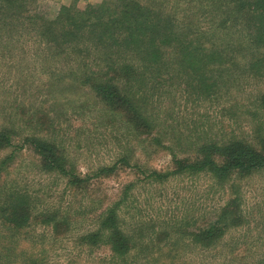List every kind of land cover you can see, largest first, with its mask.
Masks as SVG:
<instances>
[{
    "label": "rangeland",
    "instance_id": "rangeland-1",
    "mask_svg": "<svg viewBox=\"0 0 264 264\" xmlns=\"http://www.w3.org/2000/svg\"><path fill=\"white\" fill-rule=\"evenodd\" d=\"M101 1L35 0L34 11L52 19L63 5L74 3L83 9L88 3ZM211 4L210 0L168 3L180 9L189 8L193 14L197 7L202 8L200 16H192V21L199 18L200 31L210 26V21L213 23ZM229 31L225 34L227 38L238 34L234 29ZM212 38L219 42L222 37L214 33ZM263 50L225 51L224 61L215 64L211 72L216 74L211 76L218 84V92L199 98L173 72L166 84L173 86L165 102L169 111L161 113V126L147 131L136 130L124 113L110 109L93 91L75 82L71 78L75 65L72 62L66 65L60 57L47 55L41 45L27 42L15 49L13 55L0 54V127L15 130L13 146L0 149V161L13 153L12 159L0 165V197L3 199L6 190L13 188L25 197L35 198L42 214L53 211L58 220L67 217V226L62 224L59 230L40 220L29 221L27 227L9 229L0 219V263L18 264L23 259L41 258L44 264H107L106 247L89 251L77 244L78 234L94 225L91 220L96 213L82 215L76 211H82L80 206L89 198H95L103 206L125 186L135 183L127 190L122 216L130 226L150 225L143 229L138 243L157 250L154 256H147L152 264H155L152 260L160 264L170 258L162 253L164 248H175L170 261L173 264H208L204 246H198L200 250L192 248L194 244L187 234L192 227L183 226L181 236L177 233L180 230L168 237H159L158 232L168 223L185 224L193 219L202 227L214 214L213 210L218 213L224 207L239 223L227 230L216 248L223 253L233 250L231 257L236 259L231 261L229 255L222 253L213 264H261L264 169L246 176L234 174L222 182L204 174H175L162 182H151L143 179L139 170L144 174L172 170L173 153L177 157L193 155L192 143L196 144L197 133L200 136L231 133L256 146L255 138L264 135ZM256 60L258 65H253ZM182 78L183 82L187 79ZM180 133L192 136L182 140L186 143L178 144L173 136ZM25 136L42 137L59 144L80 177L92 174L100 166L112 165L121 154L131 157L130 164L136 165L118 163L113 173L92 181L88 188L77 189L60 175L41 170L38 156L28 145H22ZM154 137L159 139L157 143L152 142ZM151 226L152 230L148 231ZM4 249H10L11 255H5Z\"/></svg>",
    "mask_w": 264,
    "mask_h": 264
},
{
    "label": "trees",
    "instance_id": "trees-1",
    "mask_svg": "<svg viewBox=\"0 0 264 264\" xmlns=\"http://www.w3.org/2000/svg\"><path fill=\"white\" fill-rule=\"evenodd\" d=\"M210 1L214 20L213 23L209 20L210 26L200 31L199 18L192 21V16H200L202 8L197 7L193 14L189 8L168 5L173 0H102L98 4L88 3L83 9L71 3L61 6L52 19L34 11L35 0H0V54L13 55L15 49L27 42L41 45L47 55L60 57L66 65L69 62L75 65L76 70L71 74L75 82L93 91L110 109L124 113L136 130L147 131L163 124L160 115L169 109L165 102L173 86L166 84L173 72L181 84L190 86L195 97L211 95L218 92L211 72L215 64L224 61L225 51L241 53L248 49L251 52L256 48L257 51L264 49V0ZM231 29L238 32L237 36L225 37ZM214 33L221 35L219 42L212 38ZM69 56L75 60L68 61ZM253 65H258L257 60ZM184 76L187 79L183 82ZM13 133V128L0 127V149L13 146ZM180 134L173 136L178 144L186 143L183 141L192 136ZM200 135H196V144L190 141L195 147L193 155L177 157L173 153L172 170H153L147 174L139 170L143 179L162 182L175 174H204L222 182L234 174L246 176L264 169V135L255 138L256 146L231 133ZM151 140L159 141L156 137ZM22 145H28L38 156L42 171L56 173L65 178L69 186L82 190L92 181L113 173L118 163L132 165L131 157L121 154L112 165L100 166L92 174L80 177L59 144L42 137L25 136ZM12 158L13 153L1 160L0 165ZM134 185L125 186L115 199L103 206L95 198H89L80 206L83 210L76 211L82 215L96 213L91 220L94 225L78 234L77 244L89 251L106 247L107 264H152L147 256L157 252L138 243L143 229L150 225L130 226L122 216L127 190ZM1 189L0 169V195ZM34 200L13 188L7 189L5 197H0V219L4 226L9 229L27 227L31 220H40L56 230L66 225L67 217L58 220L53 211L42 214ZM219 210L218 213L213 210L214 214L202 227L197 226L196 219L185 224L168 223L158 235L168 237L180 230L177 233L181 236L183 226L192 227V231L187 232L194 244L192 248L200 250L197 247L204 246L208 264H213L223 253L217 250V242L239 223L225 207ZM147 229L152 230V226ZM174 249L162 250L170 258L160 264H173L170 261ZM231 252L230 249L223 254L235 260ZM3 253L11 255L10 249H4ZM152 261L158 264L156 259ZM17 263L44 264L41 258ZM260 263L263 264L264 259Z\"/></svg>",
    "mask_w": 264,
    "mask_h": 264
}]
</instances>
